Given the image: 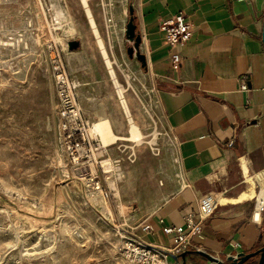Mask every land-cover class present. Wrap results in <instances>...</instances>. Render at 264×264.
I'll return each instance as SVG.
<instances>
[{"label":"rangeland","instance_id":"rangeland-1","mask_svg":"<svg viewBox=\"0 0 264 264\" xmlns=\"http://www.w3.org/2000/svg\"><path fill=\"white\" fill-rule=\"evenodd\" d=\"M55 1L0 0V264H128L119 247L122 236L132 231L128 224L138 207L130 200L136 190L144 195L156 181L163 185V175L179 177L173 138L165 128L155 82L135 63L136 56L134 63L126 59L125 64L112 56L109 48L117 40L109 41L105 31L100 36L117 61L116 75L139 107L143 142L131 139L122 111L125 139L105 143L94 132L92 116L110 93L118 97L112 80L108 93H97L86 83L77 94L90 133L99 136L91 133L95 160L69 163L59 141L51 48L61 51L75 81L110 75L80 0L59 2L72 15L70 26L59 20ZM119 1L89 0V5L103 18L104 8L114 9ZM73 40L80 42L78 49H70ZM104 161L116 169L109 164L107 171ZM98 166L103 194L86 185ZM117 168L124 171L122 180Z\"/></svg>","mask_w":264,"mask_h":264},{"label":"crops","instance_id":"crops-1","mask_svg":"<svg viewBox=\"0 0 264 264\" xmlns=\"http://www.w3.org/2000/svg\"><path fill=\"white\" fill-rule=\"evenodd\" d=\"M104 10L113 23L108 25L107 14L101 18L95 13L97 29L100 35L106 31L109 41L117 40L109 50L124 64L126 59L134 63L125 34L134 18L145 56V64L137 58L135 63L157 86L178 163L179 177L168 173L163 185L158 180L144 195L135 191L130 201L138 207L129 227L146 242L169 249L171 240L163 228L182 225L185 215L197 212L199 201L211 195L218 202L216 210L203 222L201 234L193 237L182 264H209L202 253L228 262L264 246V0H120L114 9ZM180 11L192 24V37L181 48V63L173 65L160 24ZM108 79L77 77L79 90L91 83L97 93L111 92ZM123 86L141 128L139 107ZM104 105L92 123L106 117L114 133L125 137L118 98L110 93ZM147 224L150 231L143 230ZM244 264H258V259Z\"/></svg>","mask_w":264,"mask_h":264},{"label":"built area","instance_id":"built-area-1","mask_svg":"<svg viewBox=\"0 0 264 264\" xmlns=\"http://www.w3.org/2000/svg\"><path fill=\"white\" fill-rule=\"evenodd\" d=\"M160 28L164 32L165 42L170 46L173 65L180 64L182 61L181 48L192 37L191 22L186 14L180 11L162 22ZM50 64L58 97L59 141L66 150L69 163L73 166L93 163L95 139L90 133V124L84 117L79 104L77 83L70 75L61 51L57 47L51 48ZM243 89H246L245 85ZM102 173H106L103 167ZM100 176L98 166L88 176L86 185L103 194L105 187ZM217 204L216 198L208 195L199 201L197 212L185 215L182 225L165 226L163 232L171 240L169 249L146 242L136 234L135 230L126 232L122 236L119 247L122 258L128 264H182L180 259L179 262H172L171 259L189 252L193 237L201 234L203 222L214 214ZM143 230L150 231V226L145 225Z\"/></svg>","mask_w":264,"mask_h":264},{"label":"bare ground","instance_id":"bare-ground-1","mask_svg":"<svg viewBox=\"0 0 264 264\" xmlns=\"http://www.w3.org/2000/svg\"><path fill=\"white\" fill-rule=\"evenodd\" d=\"M80 1H81V6L84 9V11L86 13V16L88 18V21L90 23V26L93 29L94 35L96 36L98 48L100 50V53L102 54L103 59L105 60L106 67L108 68V73H109L110 78L112 80V83H113V85L115 87L116 94H117L120 106L123 109V112H124V114H125V116L127 118V122L129 124V131H130V135H131L130 137H131L132 140L134 139L135 142L142 143L143 142V138H144L143 137L144 134L142 133V130H141L140 126L134 120V118H133V116L131 114V111L129 109V106H128V103H127V99H126V96H125L126 88L121 83H119V81H118V78H117V75H116V72H115V69H114V61L110 58V56L108 54V51H107V48L105 46L104 40L100 36V33H99L98 29H97V25L95 23L93 12H92V9H91V7L89 5V1L88 0H80ZM55 2H56V4H55L54 8L56 9V12H57V14L59 16L58 17L59 20H61L67 26H70L72 24V19L70 17V13L66 10V8L64 6L59 5L60 0H56ZM104 12H105V14H108L106 10H104ZM107 21L108 22L111 21L108 24L109 26H111L112 23H113L112 16H111L110 19L107 18ZM76 83H77V86L79 87V82L77 80H76ZM93 127H94V132H96L98 135H100L102 137V140L105 143H114L117 140L125 139V137L118 136V135H116L114 133V131L112 130L110 121L106 117H103L100 120L96 121L93 124ZM90 131H91V129H90ZM98 135H94V136L95 137H99ZM101 143H102V141H101ZM102 147H108V146H104L102 144ZM104 164H105V168H106L107 171H108V169H110L109 164L112 167V169L115 168L112 165V163H108V161H104ZM117 170H118L117 174L119 175V179L122 180L123 176H124V173H123L121 168H117Z\"/></svg>","mask_w":264,"mask_h":264},{"label":"water","instance_id":"water-1","mask_svg":"<svg viewBox=\"0 0 264 264\" xmlns=\"http://www.w3.org/2000/svg\"><path fill=\"white\" fill-rule=\"evenodd\" d=\"M126 37L129 41L133 42V45L128 48V54L136 58L142 63L145 64V56L140 52V45L142 42L141 35L137 32V26L134 23V18L131 16L129 22L126 25L125 31ZM262 39L264 43V21H263V34ZM69 47L71 50L78 49L80 47V42L73 40L69 42ZM188 253L181 254L180 257H175V261L179 262V259H183L185 261L186 255ZM202 255L208 260L210 264H244L251 258H257L258 264H264V246L260 247L259 249L255 250L254 252H250L248 254H239L236 258H229L228 262H223L214 256L202 253ZM186 264V262L184 263Z\"/></svg>","mask_w":264,"mask_h":264}]
</instances>
